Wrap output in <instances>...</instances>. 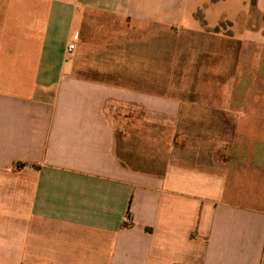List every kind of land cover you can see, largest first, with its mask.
<instances>
[{"label": "crops", "instance_id": "crops-1", "mask_svg": "<svg viewBox=\"0 0 264 264\" xmlns=\"http://www.w3.org/2000/svg\"><path fill=\"white\" fill-rule=\"evenodd\" d=\"M0 264H264V0H0Z\"/></svg>", "mask_w": 264, "mask_h": 264}, {"label": "rangeland", "instance_id": "rangeland-1", "mask_svg": "<svg viewBox=\"0 0 264 264\" xmlns=\"http://www.w3.org/2000/svg\"><path fill=\"white\" fill-rule=\"evenodd\" d=\"M194 17H195L194 19H196V18L200 19L201 18L200 14H198V13ZM176 18L178 19L177 21H179L181 19V16H176ZM185 23H186V21H185ZM175 42H176L175 45L171 44V46H170L171 54H174L175 58L180 54H181L180 56L184 55L187 57H193L194 54L197 53L195 50L196 48L193 44V41L190 37H187L186 35H181L180 37L175 39ZM180 64L183 67L184 63H182V60H181Z\"/></svg>", "mask_w": 264, "mask_h": 264}, {"label": "built area", "instance_id": "built-area-1", "mask_svg": "<svg viewBox=\"0 0 264 264\" xmlns=\"http://www.w3.org/2000/svg\"><path fill=\"white\" fill-rule=\"evenodd\" d=\"M70 49H71V50H72V49H74V46H73V45H71V46H70Z\"/></svg>", "mask_w": 264, "mask_h": 264}]
</instances>
